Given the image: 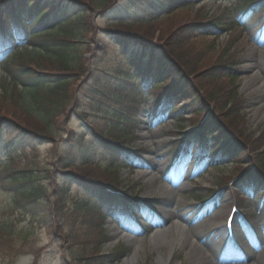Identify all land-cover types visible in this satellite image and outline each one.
Instances as JSON below:
<instances>
[{"label": "trees", "instance_id": "1", "mask_svg": "<svg viewBox=\"0 0 264 264\" xmlns=\"http://www.w3.org/2000/svg\"><path fill=\"white\" fill-rule=\"evenodd\" d=\"M130 1L129 7L135 9L134 13L123 10L127 17L117 18V24L113 23L101 33L104 37L101 50L110 46L118 57L120 70L109 74L117 80L115 89L125 93L123 101L118 102L126 106L129 95L140 87L155 98L153 103L159 110H154V116H171L178 121L184 120L189 111L193 116H203L207 105L212 103L214 113L207 116L199 130L176 142V150H184L181 154L188 155L194 147L195 156H208L215 164L240 159L241 147L246 144L237 132L236 118L241 115L236 104H243V100L236 87L232 96L206 92L214 81L223 77L234 81L237 77L234 68L237 63L221 57L222 54L227 56L229 51L220 53L215 46L222 31L240 28L239 24L226 25L222 17L198 15L195 22L175 30L167 25L168 20L178 12L187 11L194 0H168L159 8H155L159 0ZM239 3L246 8V14L263 18L264 0H239ZM119 4V0H0L1 44L13 43L7 49L12 50L17 43H27L35 52L33 56H26L16 51L5 60L4 72L10 81L5 80L0 90L4 98L11 101V106L4 111L0 105V155L5 154L8 159L0 167V189L12 195L13 210L36 220L49 231L58 226L64 228L67 223L71 228L79 221L96 225L97 234L91 240L98 239V242L93 248L79 250L77 260L63 255L61 264H107L122 259L126 251L121 247L108 255L102 252L108 237L100 227L115 206L121 204L130 215L138 208L135 199L128 204L117 195L122 184L114 164L122 158L127 163L131 161L130 138L125 130L138 124L135 114H127V119H122L119 110V115L116 113L112 120L114 124L103 128L97 123L93 126L86 112H77V117L91 130L85 136L76 135L74 143H82L81 150L74 145L69 150H80L81 161L67 156L62 151L65 146L60 148L55 142L56 132L62 129V117L78 96L77 83L88 72L86 56L93 51L89 40L96 33L92 23L94 12L101 9L105 13ZM137 5L142 10L137 9ZM192 36L205 38L207 45L213 48L207 47L210 53L199 66L201 52L193 59L191 50L196 42L191 40ZM103 53L94 52L93 56L101 57ZM157 66L160 67L155 71ZM87 92L89 95L84 93V98L93 99L95 93ZM181 101L184 103L178 107ZM195 101L201 102L199 108L205 106L204 111L193 107ZM69 134L75 135L73 131ZM85 139H89L88 145L84 144ZM254 143L262 151L256 155L253 171L241 170L242 174L245 172L241 182L248 185L249 178L256 175L259 186L264 187V133L261 140ZM42 144L50 145L52 157L58 158L52 169L39 168L37 152ZM96 154L108 157L111 164L105 167L96 162L93 157ZM44 181H49L48 188L43 186ZM71 187L80 192L73 208L67 206L66 199ZM14 230L15 223L2 219L0 256L7 257L8 264H16L18 258L25 256L24 242L20 244L16 238L24 241L25 234L21 231L15 234ZM72 236L69 233L67 238ZM40 252L32 255L36 258ZM33 264H37L35 260Z\"/></svg>", "mask_w": 264, "mask_h": 264}, {"label": "rangeland", "instance_id": "2", "mask_svg": "<svg viewBox=\"0 0 264 264\" xmlns=\"http://www.w3.org/2000/svg\"><path fill=\"white\" fill-rule=\"evenodd\" d=\"M120 2L122 4L105 13H100L101 9L94 12L92 23L96 26V33L94 38L89 40L93 51L86 65L88 72L77 83L78 97L72 100L66 110L68 113L60 123L62 129L58 130L55 136L57 145L60 148L65 146L62 151L67 156L80 160L82 143H74L76 135L85 136L90 134L91 130L76 116V111L87 112L93 126L111 125V118H114L116 113L119 115V110L122 111V119H127V114L133 113L141 120L133 129L134 139L129 140L132 153L139 159H134L131 167L123 161L116 165L121 167L120 190L129 198L135 197L142 201L140 215L134 217L138 222L128 218L125 212L109 218L102 227L110 236L109 242L102 246V252L108 255L120 246L127 249L128 253L121 262L111 264H264V194L258 198L252 189H241L238 178L243 168L245 172L253 169L256 155L262 151L258 150L254 142L261 140L260 136L264 133V16L260 19L246 14L247 10L242 5L240 7L239 0H195L187 11L176 13L167 22V25L175 30L179 27L183 29L184 25L195 22L194 18L198 15H206L210 18L222 17L226 25L238 23L240 26L233 27L231 31H222L215 46L216 51L220 53L229 51L227 56L222 54L221 57L237 63L234 67L237 72L236 79L233 81L223 77L208 86L206 92L211 94L217 91L222 94L221 97H226L228 94L232 96L231 93L236 87L239 98L243 100V104H236L241 115L236 118L237 132L246 146L240 144V159L214 167L207 161L200 165L193 164L191 157L175 162L176 142L182 136H189L193 132V126L203 120L202 115L192 116L188 112L184 120H162L156 124L148 115L152 100L143 91L139 93L137 90L130 94L126 106L118 102L122 98L119 94L121 91L114 89L117 80L109 75H114L115 71L120 70L118 57L110 46L105 47V51L101 50L104 39L101 33L113 23L117 24V18H122L123 15L127 17L123 10H126V13L135 10L130 9V0ZM166 2L169 1L159 0L161 4ZM136 7L142 10L139 5ZM157 36L158 34L155 38ZM191 40L196 42L191 50L193 59L201 52L199 66L210 53L207 47L210 50L213 48L211 44L207 45L205 38L192 36ZM230 42L232 45L228 48ZM102 51L104 53L101 57L93 56L94 52ZM19 52L26 56H33L35 53L30 47L22 48ZM10 56L11 53L0 56V86L5 80L10 81L4 72L5 59ZM91 84L95 88L87 89ZM87 91L95 93L93 99L84 98L89 95ZM4 95L0 90V105H3L5 111L11 106V101L4 98ZM200 104V101H195L193 107L204 111L205 106L199 108ZM211 105L214 106L212 103ZM69 131H73L75 135L72 136ZM88 143L89 139H85L84 144ZM71 145L76 149L80 147L79 152L76 149L69 151ZM38 149L39 168H54L58 158L52 157L51 146L42 145ZM93 157L105 167L111 163L108 157L101 154ZM7 162L8 159L3 154L0 167ZM49 184V181H44L43 186L48 188ZM212 190H219L214 198L209 196ZM196 195L202 196L204 201H197ZM241 195L244 205H241L240 210L248 220L240 218L235 222V238L231 239L226 235L224 223L230 207L236 203L240 204L237 197ZM78 197L80 192L71 187L66 197L67 206L73 208ZM148 205L154 206V210H150ZM13 207L12 195L0 189V222L4 218L9 219L15 223V234L21 231L26 238L22 241L16 237L20 244L24 242L25 245V256L18 258L16 264H33L34 260L37 264H59L63 255L68 259L77 260L80 256L79 250L93 248V244L98 242V239L91 240L97 234L93 222L88 224L79 221L71 228L67 223L64 228L58 226L49 231L36 220L13 210ZM69 233L73 235L71 238H67ZM126 234L128 237L132 236V239L125 237ZM39 251L40 256L34 258L32 254L36 255ZM135 251L136 256L134 261H131ZM8 261L7 257L0 256V264H8Z\"/></svg>", "mask_w": 264, "mask_h": 264}, {"label": "bare ground", "instance_id": "3", "mask_svg": "<svg viewBox=\"0 0 264 264\" xmlns=\"http://www.w3.org/2000/svg\"><path fill=\"white\" fill-rule=\"evenodd\" d=\"M172 249H174V247ZM135 256H136V251H135V254H134L133 258H131V261H134L133 259L135 258Z\"/></svg>", "mask_w": 264, "mask_h": 264}]
</instances>
